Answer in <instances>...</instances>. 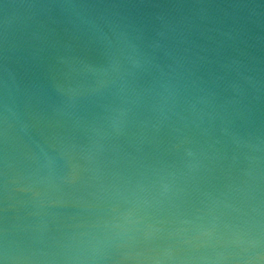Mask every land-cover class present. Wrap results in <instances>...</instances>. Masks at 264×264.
Returning <instances> with one entry per match:
<instances>
[{
    "label": "water",
    "instance_id": "water-1",
    "mask_svg": "<svg viewBox=\"0 0 264 264\" xmlns=\"http://www.w3.org/2000/svg\"><path fill=\"white\" fill-rule=\"evenodd\" d=\"M0 264H264V0H0Z\"/></svg>",
    "mask_w": 264,
    "mask_h": 264
}]
</instances>
